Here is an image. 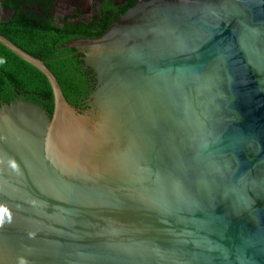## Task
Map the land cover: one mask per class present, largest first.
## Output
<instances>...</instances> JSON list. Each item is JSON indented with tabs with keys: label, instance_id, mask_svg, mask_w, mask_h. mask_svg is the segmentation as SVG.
Wrapping results in <instances>:
<instances>
[{
	"label": "water",
	"instance_id": "1",
	"mask_svg": "<svg viewBox=\"0 0 264 264\" xmlns=\"http://www.w3.org/2000/svg\"><path fill=\"white\" fill-rule=\"evenodd\" d=\"M0 43L54 97L0 107V264H264V0H138L71 40L82 109Z\"/></svg>",
	"mask_w": 264,
	"mask_h": 264
},
{
	"label": "trees",
	"instance_id": "2",
	"mask_svg": "<svg viewBox=\"0 0 264 264\" xmlns=\"http://www.w3.org/2000/svg\"><path fill=\"white\" fill-rule=\"evenodd\" d=\"M116 2L98 0L100 7H95L91 15L56 17L55 0H2L0 7L12 15L0 22V35L41 59L55 75L68 102L82 109L93 90L91 72L84 69L82 54L60 48L71 40L102 36L138 0ZM17 100L34 103L50 116L54 112V97L46 77L0 43V107Z\"/></svg>",
	"mask_w": 264,
	"mask_h": 264
},
{
	"label": "flooded vegetation",
	"instance_id": "3",
	"mask_svg": "<svg viewBox=\"0 0 264 264\" xmlns=\"http://www.w3.org/2000/svg\"><path fill=\"white\" fill-rule=\"evenodd\" d=\"M98 0H55L54 9L55 16L67 17L73 16L75 13L81 15H91L94 12L95 7H100L97 3ZM120 2H127L128 0H117L116 4ZM2 0H0V3ZM98 4V5H97ZM12 15L11 11L0 7V21H4Z\"/></svg>",
	"mask_w": 264,
	"mask_h": 264
}]
</instances>
